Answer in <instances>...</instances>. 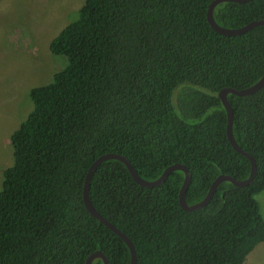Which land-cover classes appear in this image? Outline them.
Instances as JSON below:
<instances>
[{
    "label": "trees",
    "instance_id": "obj_1",
    "mask_svg": "<svg viewBox=\"0 0 264 264\" xmlns=\"http://www.w3.org/2000/svg\"><path fill=\"white\" fill-rule=\"evenodd\" d=\"M82 1L49 43L66 66L29 91L32 110L10 136L0 264H85L97 251L109 264H129L126 244L83 203L87 170L104 154L123 156L146 181L186 166L188 205L202 201L218 176L250 174V161L227 139L218 93L264 75V25L220 35L206 18L213 0ZM213 18L227 29L264 20V0L221 3ZM227 100L234 139L255 161L249 185L222 182L206 206L184 211L182 171L146 188L120 161L95 169L91 202L132 242L136 264H244L264 242L255 198L264 192V87Z\"/></svg>",
    "mask_w": 264,
    "mask_h": 264
},
{
    "label": "rangeland",
    "instance_id": "obj_2",
    "mask_svg": "<svg viewBox=\"0 0 264 264\" xmlns=\"http://www.w3.org/2000/svg\"><path fill=\"white\" fill-rule=\"evenodd\" d=\"M82 4V0L0 1V188L2 171L13 162L10 136L32 110L29 91L51 82L67 64L65 58L50 54L49 43L77 18ZM255 198L264 219V192ZM244 264H264V242Z\"/></svg>",
    "mask_w": 264,
    "mask_h": 264
},
{
    "label": "water",
    "instance_id": "obj_3",
    "mask_svg": "<svg viewBox=\"0 0 264 264\" xmlns=\"http://www.w3.org/2000/svg\"><path fill=\"white\" fill-rule=\"evenodd\" d=\"M249 1L250 0H213L207 7L206 18H207L208 24L216 33L223 35V36L240 35V34H243V33L247 32L248 30H250L256 26L264 25V20H259V21L251 22V23H249V24H247L241 28L227 29V28L219 26L214 21L213 10L217 5H219L221 3H227V2L245 3V2H249ZM263 87H264V75L261 77V79L257 83H255L254 85H252L249 88L242 89V90H236L233 88H225V89H222L218 93V97L221 100V103H222V105L226 111V116H227V124H226L227 139L235 151L242 154L243 156H245L250 161L251 169H250V174H249L248 178L246 180H243V181H238V180H236L230 176H227V175L218 176L214 180V182L211 184L206 197L202 201H200L199 203H196L194 205H188L186 203L185 193H186V190H187V187L189 184V180H190V172H189L188 168L184 165L174 164V165L167 167L163 171V173L160 175V177L154 181H146V180L142 179L138 175V173L135 171V169L132 167L131 163L126 158H124L123 156H120L117 154H113V153L104 154V155L100 156L99 158H97L90 165V167L88 168L87 173L85 175L84 184H83L82 198H83L84 206H85L86 210L88 211V213L92 217H94L101 224H103L105 227H107L110 231H112L114 234H116L126 244V246L129 249V252H130L129 264H136V252H135V248H134L132 242L128 239V237L126 235H124L121 231H119L113 224H111L103 216H101L96 211L95 207L93 206V204L91 202V199L89 196V185H90V180L92 178V175H93L95 169L101 163L108 161V160L120 161L121 163H123L125 165V167L128 170L131 178L138 185H140L141 187H146V188H153V187L160 186L164 183L165 179L167 178V176L170 173H172L174 171H182L184 173V180H183L180 192H179V205L184 211L198 210V209L206 206L209 203L216 187L219 184H221L222 182H230L237 187H245L252 182L254 174H255V170H256L255 161L247 152H245L244 150H242L238 146V144L236 143V141L234 139L233 131H232L233 110H232L230 103L227 100V95L232 94V95H236V96H240V97L248 96V95H252V94L256 93L257 91H259ZM95 259H101L103 264H109L107 257L103 253L98 252V251L89 255L85 261V264H92L93 260H95Z\"/></svg>",
    "mask_w": 264,
    "mask_h": 264
}]
</instances>
